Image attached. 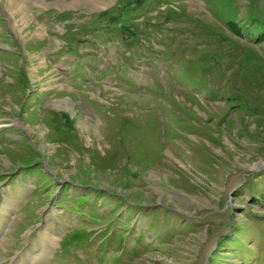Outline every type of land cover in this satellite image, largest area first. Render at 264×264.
Instances as JSON below:
<instances>
[{
    "label": "rangeland",
    "instance_id": "1",
    "mask_svg": "<svg viewBox=\"0 0 264 264\" xmlns=\"http://www.w3.org/2000/svg\"><path fill=\"white\" fill-rule=\"evenodd\" d=\"M18 1L0 264H264V0Z\"/></svg>",
    "mask_w": 264,
    "mask_h": 264
},
{
    "label": "bare ground",
    "instance_id": "2",
    "mask_svg": "<svg viewBox=\"0 0 264 264\" xmlns=\"http://www.w3.org/2000/svg\"><path fill=\"white\" fill-rule=\"evenodd\" d=\"M7 3H8V12L12 17L16 18L18 27L21 24L23 25V28L25 30L27 27L32 25L31 16L26 6H24L18 0H8ZM107 3H108V0H92L90 2V6L98 9V8H101L103 5H106ZM35 28H36L35 32L33 34H30L31 39L36 40V41L45 40L46 35L44 33V29L38 26ZM19 29H22V28H19ZM61 89H63V87ZM58 107H64V106L58 105Z\"/></svg>",
    "mask_w": 264,
    "mask_h": 264
}]
</instances>
